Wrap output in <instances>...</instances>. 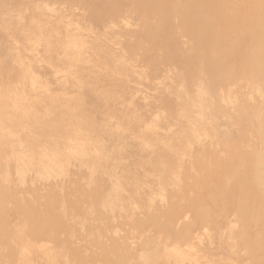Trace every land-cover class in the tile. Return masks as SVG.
Masks as SVG:
<instances>
[{
  "label": "rangeland",
  "instance_id": "374dc122",
  "mask_svg": "<svg viewBox=\"0 0 264 264\" xmlns=\"http://www.w3.org/2000/svg\"><path fill=\"white\" fill-rule=\"evenodd\" d=\"M255 25L264 0H0V264H257L205 205L250 181L264 237V55L228 70Z\"/></svg>",
  "mask_w": 264,
  "mask_h": 264
},
{
  "label": "bare ground",
  "instance_id": "6f19581e",
  "mask_svg": "<svg viewBox=\"0 0 264 264\" xmlns=\"http://www.w3.org/2000/svg\"><path fill=\"white\" fill-rule=\"evenodd\" d=\"M203 14V13H202ZM160 17L161 19L166 22V15L163 14L162 12L160 13ZM195 22L198 25H205L207 27H209V21L207 20L206 16L204 15L201 18H194ZM259 32V27L257 25H255L254 27L251 28V34L252 37L249 41V48L247 49L246 53H244L243 56H240V60L239 62L232 68H228L229 72L231 74H233L234 71H238V70H258V65H259V61L262 58V56L264 55V46L262 43H260L259 41L256 40L255 37H257V33ZM189 33H193V32H189ZM259 34V33H258ZM174 40V39H173ZM249 40V39H248ZM171 40H168L165 42L169 43ZM162 47V46H161ZM169 47V46H168ZM246 47V46H245ZM159 48V47H158ZM243 53V52H242ZM169 58V57H168ZM118 59V58H117ZM261 62V61H260ZM193 64V63H191ZM192 66H190L191 68ZM261 67V66H260ZM264 67V66H263ZM1 68V67H0ZM138 71V70H137ZM262 71V70H261ZM255 74V73H254ZM263 75V74H262ZM248 76V75H247ZM264 77V75H263ZM233 78V77H232ZM217 79V78H216ZM224 80V79H223ZM220 81V80H219ZM225 82V81H224ZM5 99V98H4ZM3 98L0 97V104L5 103V100ZM247 109V108H246ZM64 114V113H62ZM66 115V114H65ZM37 125L40 126L42 132L48 136H53V135H57L59 136V129L62 127L61 124H59L58 122H52V121H44L42 123H40L39 121H37ZM149 144V143H148ZM170 147V146H169ZM171 149V148H170ZM156 152V151H154ZM162 155V154H161ZM227 180V179H226ZM249 181V180H247ZM243 183V182H242ZM220 184H221V188L218 192H214V191H210L208 190L206 192V204L205 205H209L213 207V209L216 208V206L218 207V203L217 201L222 198L224 195H228L231 197L232 199V206L235 207L239 213H240V218L241 220L244 222L245 226L247 227V231H249V233L253 236V240L256 242L255 243V247L253 248V254L255 255V263L257 264H264L262 258L264 257V248L260 247V244H257V242H260V240L263 237V234L260 232V230H257V228H252L250 229V227L252 226V222L255 220H260L258 217V211H259V207H260V203H257L258 201H255L253 204H248L246 201V189H252L253 190V186L250 184L249 182H246V189H242V185L241 186H236V188L233 189H229L228 187H226V185H224L223 181L220 180ZM226 184V183H225ZM245 184V183H244ZM204 203V201H203ZM209 207V206H208ZM209 209V208H208ZM215 211V210H214ZM218 214V213H217ZM225 217V216H224ZM187 219V218H185ZM241 221V222H242ZM259 223V222H258ZM254 225V224H253ZM261 225V224H259ZM245 227V228H246ZM204 230V229H203ZM244 231V230H243ZM204 233V232H203ZM248 234V232H247ZM243 236V235H242ZM245 236V235H244ZM253 241V242H254ZM249 242V241H248ZM253 244V243H252ZM251 246V245H250ZM188 248V247H187ZM192 249V248H190ZM174 251V250H173ZM174 253V252H173ZM181 254V253H180ZM178 255V254H177ZM176 255V256H177ZM181 256V255H180ZM178 255V259L180 257ZM170 258V257H169ZM182 259V258H181ZM226 260V259H225ZM183 262V260H182ZM185 262V261H184ZM190 264V263H189ZM209 264V263H208Z\"/></svg>",
  "mask_w": 264,
  "mask_h": 264
}]
</instances>
